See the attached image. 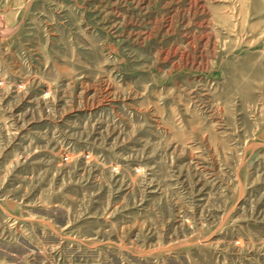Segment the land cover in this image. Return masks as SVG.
Here are the masks:
<instances>
[{
    "label": "rangeland",
    "instance_id": "1",
    "mask_svg": "<svg viewBox=\"0 0 264 264\" xmlns=\"http://www.w3.org/2000/svg\"><path fill=\"white\" fill-rule=\"evenodd\" d=\"M0 264H264V0H0Z\"/></svg>",
    "mask_w": 264,
    "mask_h": 264
}]
</instances>
